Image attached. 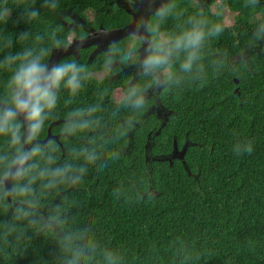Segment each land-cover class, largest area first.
I'll return each instance as SVG.
<instances>
[{"label": "trees", "instance_id": "1", "mask_svg": "<svg viewBox=\"0 0 264 264\" xmlns=\"http://www.w3.org/2000/svg\"><path fill=\"white\" fill-rule=\"evenodd\" d=\"M186 14L196 10L199 0H176ZM215 0H205L206 11L213 20H221L225 31L211 42L213 50L235 54L250 39V30L256 19L264 18V0L256 9L245 8V0H219L215 10L228 9L236 13L233 25H226L223 16L217 17L210 7ZM4 0H0V5ZM13 10L8 22L0 23V61L9 53L32 46L36 35L44 37L58 30L68 44L71 35L85 36L78 24L70 29V16L84 26L106 30L121 28L131 18L116 0H59L52 11L43 7V0H7ZM37 8L40 16L29 23H14L22 11ZM91 11L93 19L86 13ZM173 20L164 25L173 27ZM30 33L20 42L18 34ZM7 39L11 48L3 47ZM126 39L117 44L123 46ZM264 44L250 55L246 67L237 74L226 72L218 78H209L200 87L193 85L181 91L160 93L162 107L170 112L165 124L154 114L145 113L140 125L121 142L125 149L118 161L110 162L103 171L90 166L84 181L67 190L75 204L79 221L90 224L97 236L112 248L126 254L127 264H178L170 243L177 237L185 240L198 254L189 264H264ZM92 48L79 51L78 58L66 57L85 65L89 72L103 71L105 53L88 60ZM10 76L0 69V96ZM234 79L238 84L234 83ZM121 84L117 79L90 77L85 88L70 104L65 90L61 91L57 119L50 133L57 136L66 111L95 102L98 87L113 91ZM237 90V92H235ZM111 109L112 96L105 100ZM253 141L251 155L237 156L233 152L236 142ZM64 146H78V138L64 141ZM174 142L180 151L185 147L183 159L172 158ZM61 158L65 156V152ZM131 178L134 183L128 184ZM135 191L152 193L141 200L114 199L112 191L120 181ZM20 247L21 253L6 255L0 251V264H54L56 246L51 237L32 236ZM155 248V252H153ZM16 255V256H15Z\"/></svg>", "mask_w": 264, "mask_h": 264}, {"label": "clouds", "instance_id": "2", "mask_svg": "<svg viewBox=\"0 0 264 264\" xmlns=\"http://www.w3.org/2000/svg\"><path fill=\"white\" fill-rule=\"evenodd\" d=\"M146 5V12L135 17L123 46L112 42L106 51L103 71L109 76L120 75L124 69H135L134 77L114 92L98 87L95 102L65 112L58 129L64 141L78 138V146H64L62 159L60 140L44 139L50 121L57 119L61 91L65 90L70 104L90 81L91 74L74 60L50 62L53 49L67 51L69 44L58 30L44 37L36 35L32 46L9 53L0 61V69L10 76L0 96V251L6 255L21 253L20 245L32 236L51 237L56 246L54 264H127L126 254L101 240L90 224H82L75 204L67 190L83 183L90 166L103 171L110 162L118 161L125 149L121 142L141 123L153 96L177 92L185 87H203L209 78L226 72L237 74L247 66L249 57L264 44V18L256 19L250 30L249 42L235 54L213 50L211 42L225 31L224 23L210 18L205 0L196 10L186 14L176 0H129ZM260 0H245L244 7L256 9ZM43 7L55 11L59 0H43ZM13 10L7 0L0 5V23H7ZM223 15L221 10L214 13ZM37 8H27L14 21L29 23L39 18ZM173 20V27L164 25ZM30 33L18 34L20 42ZM77 43L82 46L83 38ZM12 39L3 47L11 48ZM264 51V48L261 49ZM112 96L111 109L105 100ZM253 141L245 139L233 146L237 156L251 155ZM128 184H133L131 178ZM114 199L138 201L150 191L126 187L120 181L113 189ZM169 247L178 264H189L198 254L177 237ZM155 252V248H153ZM15 255V256H16Z\"/></svg>", "mask_w": 264, "mask_h": 264}, {"label": "water", "instance_id": "3", "mask_svg": "<svg viewBox=\"0 0 264 264\" xmlns=\"http://www.w3.org/2000/svg\"><path fill=\"white\" fill-rule=\"evenodd\" d=\"M129 6H130L129 8H124L126 10V13L131 18V21L127 25H125L121 28H115L112 30H106L102 27H100L97 30H91L89 33H87V35L85 37H83L84 43L82 46H80L77 43V41L81 38L73 39L71 41V43L69 44V48L66 52L62 51V50L53 49L52 53L49 56V61L50 62H60V60L66 58V57H69V56H72V57L77 59L80 50L87 49L90 47H95V50L89 56V58H88L89 61H91L95 57V54L97 52L98 53H100V52L106 53V51L108 50V47L110 46V44L112 42L118 43L120 40L127 38V35L130 31V26L134 23L135 17L140 15L141 13L146 12L147 6L142 4V3L136 4V10H134L130 4H129ZM234 83L238 84V81L236 79H234ZM235 92H237V90H235ZM59 122L60 121H56V122H53L49 125L48 130H47V136L45 139H47L49 136H53L50 133L51 128ZM56 137H57V139H60L59 135H57ZM61 150H62V155H63L64 150H63L62 146H61ZM184 153H185V147H183L182 150L179 151L177 149L176 143L174 142L171 157L183 159Z\"/></svg>", "mask_w": 264, "mask_h": 264}, {"label": "flooded vegetation", "instance_id": "4", "mask_svg": "<svg viewBox=\"0 0 264 264\" xmlns=\"http://www.w3.org/2000/svg\"><path fill=\"white\" fill-rule=\"evenodd\" d=\"M120 6L126 8L127 6H129L130 2L129 0H118V3ZM79 24L82 25V27L84 28V31H85V36L87 35V33H89L91 30H97V29H92V28H89L87 26H84L81 21H79ZM84 36V37H85ZM77 37H75L74 35V38L73 39H76ZM83 38V37H82ZM72 39V40H73ZM92 48V51H91V54L93 53V51L95 50V47H91ZM109 49V47H108ZM100 53H105V52H100ZM99 54L98 52L95 54V56ZM100 72H104V71H100ZM135 75V69L132 68V67H129V68H126L124 69V71L120 74V75H113V76H109L108 74H106V76L103 78V79H117L118 81H120L121 84L118 88H116L114 90V92L117 90H120L124 84L126 83V81L132 77H134ZM102 80V79H101ZM162 93V92H161ZM146 114H154L156 115L159 119H163V123H162V126L165 124L166 120H167V116L170 115V112L165 110L163 107H162V104L160 102V93L153 96L150 100V103H149V106L147 108V111H146Z\"/></svg>", "mask_w": 264, "mask_h": 264}, {"label": "rangeland", "instance_id": "5", "mask_svg": "<svg viewBox=\"0 0 264 264\" xmlns=\"http://www.w3.org/2000/svg\"><path fill=\"white\" fill-rule=\"evenodd\" d=\"M216 2L210 7L212 12H215L218 4H219V0H215ZM116 3H118V0H116ZM130 6H127L126 8H129ZM236 13H233L231 11H229L228 9H224L223 10V18H224V22L226 23V25H233L234 22V17H235ZM71 21L67 24V26L72 29L75 28L78 24H79V20L72 15H69ZM86 18L90 21L93 19V13L91 11H88L86 13ZM74 38V34L71 35L70 40L72 41V39ZM91 74V77L95 78V79H103L106 76L105 72H89ZM119 91V90H118ZM117 90L115 92H118Z\"/></svg>", "mask_w": 264, "mask_h": 264}]
</instances>
